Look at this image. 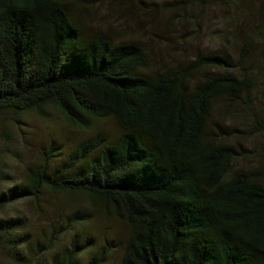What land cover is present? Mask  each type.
<instances>
[{
	"label": "trees",
	"instance_id": "1",
	"mask_svg": "<svg viewBox=\"0 0 264 264\" xmlns=\"http://www.w3.org/2000/svg\"><path fill=\"white\" fill-rule=\"evenodd\" d=\"M237 3L244 35L221 36L235 50L152 69L140 43L87 31L67 0H0V116L54 109L79 130L114 126L65 155L44 150L0 191V213L65 195L128 229L119 264H264V165L236 170L244 150L218 140L264 132V3ZM254 6L261 23L251 20ZM9 177L0 174V185ZM68 218L75 235L48 264H83L92 246L85 218ZM52 230L38 238L0 217V249L12 264H38L59 241ZM108 244L88 264H105Z\"/></svg>",
	"mask_w": 264,
	"mask_h": 264
},
{
	"label": "rangeland",
	"instance_id": "2",
	"mask_svg": "<svg viewBox=\"0 0 264 264\" xmlns=\"http://www.w3.org/2000/svg\"><path fill=\"white\" fill-rule=\"evenodd\" d=\"M258 1V0H256ZM73 7L77 20L87 31L96 28L111 35L117 41L140 43L146 50L152 69L175 66L190 60L198 53L233 51L224 43L221 36L228 30L239 31L237 42L244 35L243 16L237 13V0H67ZM264 3V0H259ZM255 6L259 7V4ZM254 6L251 20L261 23ZM225 44L224 47L222 44ZM263 46H257L259 51ZM227 48V49H225ZM234 104L229 112L239 111ZM46 117L36 113L16 116L3 113L0 116V174L10 175V182L0 185V191L14 186L23 180L26 168L37 164L43 151L51 146L63 150L62 155L74 146L93 139L102 130L114 131L111 122H99L89 130L70 127L57 110L49 109ZM223 104L215 106L213 119L218 125H224ZM213 121L211 127H215ZM236 134L235 137L218 139L222 143L234 145L244 150L238 158L235 169L257 168L264 165V132L250 135ZM61 158V157H60ZM80 200H70L65 195L46 193L42 200L33 202L24 200L7 207L0 217L19 219L25 231L35 237H44L57 231L59 241L38 264L52 262L53 256L68 247L75 235L71 230L73 221L69 215L79 214L85 218V230L92 246L81 256L80 261L88 264L98 247L105 242L111 251L105 264H119L123 241L128 239V229L114 220L99 214H92ZM55 235L57 236L56 232ZM108 244V245H109ZM43 256V255H42ZM0 264H12L0 249ZM24 264H34L28 256Z\"/></svg>",
	"mask_w": 264,
	"mask_h": 264
}]
</instances>
